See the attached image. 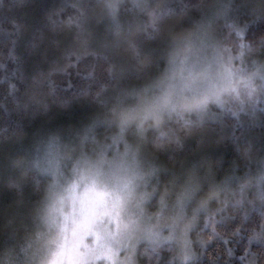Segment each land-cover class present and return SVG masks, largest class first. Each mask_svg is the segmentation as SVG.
<instances>
[{
	"label": "snow or ice",
	"instance_id": "1",
	"mask_svg": "<svg viewBox=\"0 0 264 264\" xmlns=\"http://www.w3.org/2000/svg\"><path fill=\"white\" fill-rule=\"evenodd\" d=\"M121 8L60 0L31 31L0 24V143L22 154L8 164L9 187L22 198L12 175L28 171L36 191L20 227L15 214L0 225V264H159L164 248L166 264H264V150L236 131L264 122V0H133L127 29ZM173 16L192 28L160 35ZM102 26L114 44L93 38ZM134 28L127 48L155 69L147 78L117 51ZM85 104L87 115L73 114ZM53 105L67 119L29 138L28 121ZM193 128L233 145L226 169L207 151L175 167Z\"/></svg>",
	"mask_w": 264,
	"mask_h": 264
},
{
	"label": "trees",
	"instance_id": "2",
	"mask_svg": "<svg viewBox=\"0 0 264 264\" xmlns=\"http://www.w3.org/2000/svg\"><path fill=\"white\" fill-rule=\"evenodd\" d=\"M133 0H122L121 8V22L125 29L129 21L137 18L138 14L133 12H126L125 8L130 9ZM153 5H161L168 3L175 6L182 2V0H150ZM205 2H215V0H205ZM60 0H5L4 5L0 6V24L8 25V21L12 18L23 22L29 26V31L32 27L38 26L40 23V12L43 8L51 5L58 4ZM69 14H71L69 12ZM91 15L93 16V25L95 26L100 16L104 15L103 10L100 8L95 9ZM146 19V17H145ZM182 19L181 16L168 17L163 21L160 35L172 36L183 35L186 31L192 28L191 23H186L182 27H176L177 22ZM195 19V16H193ZM139 35L138 30L135 28L131 33L125 32L119 39L121 45L119 47L118 54L122 57L126 65L134 72L140 73L144 78H147L151 73L155 71L154 68L145 67L143 64L138 63L131 56L130 51L127 48L126 40L136 39ZM93 38L100 44H114L117 38L108 35L106 33V27L102 26L100 34L97 36L94 34ZM7 55V47L3 41L0 40V61L5 59ZM7 85L0 81V98H3ZM89 105L83 106L77 105L74 108V115H87V109ZM67 119V116L62 113L55 105H53L51 111L47 115H39L33 117L28 121L29 138L33 133H38L42 128L53 127L60 122ZM237 134L243 139H250L254 143L257 153L264 150V122L258 121L255 126H249L247 123L237 127ZM151 134H149L150 136ZM182 137L187 144V149L177 158L175 167L180 168L181 165L187 166L192 161L201 158L200 151H207L213 160L219 158L224 161L223 167L226 169L228 164L236 158L233 145L231 143L219 142V139L215 134L209 132L207 129L193 128L189 131L182 132ZM28 140H25V144ZM20 145L18 144H4L0 143V225L3 224L6 217L15 214V226L20 227L27 212V207L30 201L36 199V191L31 182V173L28 171H20L12 175V179L24 182L23 196L18 197L14 188L9 187V175L8 164L14 160L19 162L22 159L20 152ZM155 155L154 147L147 148ZM243 163V162H242ZM172 167L173 165H169ZM255 168L256 163L253 160L250 163L242 164V171L247 168ZM19 210V211H18ZM223 242H221L222 244ZM219 245H213L218 247ZM171 258V253L167 248L161 250L159 255V264H166Z\"/></svg>",
	"mask_w": 264,
	"mask_h": 264
},
{
	"label": "rangeland",
	"instance_id": "3",
	"mask_svg": "<svg viewBox=\"0 0 264 264\" xmlns=\"http://www.w3.org/2000/svg\"><path fill=\"white\" fill-rule=\"evenodd\" d=\"M121 1H122V0H121ZM149 1H150V0H149ZM199 153L203 154L204 151H200ZM146 155H148V156H154L153 152L150 151V150L147 149V148H146ZM198 160H199V159H198ZM189 165H190V163H189L187 166H189ZM183 166H185V165H183ZM187 166H185V167H187ZM164 222H167V217H165L164 219L161 220V223H164Z\"/></svg>",
	"mask_w": 264,
	"mask_h": 264
},
{
	"label": "clouds",
	"instance_id": "4",
	"mask_svg": "<svg viewBox=\"0 0 264 264\" xmlns=\"http://www.w3.org/2000/svg\"><path fill=\"white\" fill-rule=\"evenodd\" d=\"M177 24H178V22H177Z\"/></svg>",
	"mask_w": 264,
	"mask_h": 264
}]
</instances>
